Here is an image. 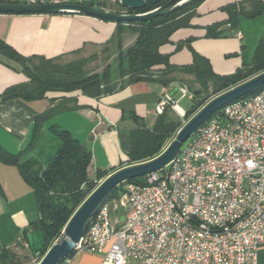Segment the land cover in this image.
I'll list each match as a JSON object with an SVG mask.
<instances>
[{
	"label": "crops",
	"instance_id": "obj_1",
	"mask_svg": "<svg viewBox=\"0 0 264 264\" xmlns=\"http://www.w3.org/2000/svg\"><path fill=\"white\" fill-rule=\"evenodd\" d=\"M247 1L202 0L195 7L190 25L173 32L170 41L161 46V51L170 55V62L174 65L190 64L193 51H196L207 57L214 71L222 75L250 64L264 36V13L255 17L239 14L236 24H233L225 9L227 5ZM113 2L116 1L111 0V6L104 8L120 12L129 10L121 5L114 8ZM209 27H215L218 34L208 35ZM117 28L115 22L85 14L0 13V38L28 57L65 59L110 42ZM27 81L28 77L20 69L0 63V93L11 85ZM182 85L185 84L174 82L164 85L157 80H138L122 83L100 96L77 91L54 101L48 97L0 101V143L8 151L18 153L29 143L37 115L54 105L66 106L68 109L52 116L46 126L56 124L69 130L92 150L88 176L96 179L98 170L108 171L100 183L117 170L133 165L127 162L131 150L130 131L138 122L146 127L154 125L162 114L156 109L157 103L166 92L177 101L176 109L169 107L182 119L187 110L179 102L186 96L193 99L192 92L191 95H181ZM48 95L53 96L54 93L49 92ZM45 136L43 148L50 144L48 132ZM56 146L57 143L51 147ZM40 218L36 192L22 177L19 168L0 162L1 246L11 248L20 243L26 246L22 229L28 226L36 228ZM70 259V262L63 259L59 264H114L106 262L104 253L99 252H74ZM125 264L141 262L137 258H129ZM258 264H264V243L258 250Z\"/></svg>",
	"mask_w": 264,
	"mask_h": 264
},
{
	"label": "built area",
	"instance_id": "obj_2",
	"mask_svg": "<svg viewBox=\"0 0 264 264\" xmlns=\"http://www.w3.org/2000/svg\"><path fill=\"white\" fill-rule=\"evenodd\" d=\"M180 93L191 95L186 85ZM167 106L177 108L168 92L156 109ZM263 243L264 88L225 105L161 169L107 198L73 251L104 253L114 264H258Z\"/></svg>",
	"mask_w": 264,
	"mask_h": 264
},
{
	"label": "trees",
	"instance_id": "obj_3",
	"mask_svg": "<svg viewBox=\"0 0 264 264\" xmlns=\"http://www.w3.org/2000/svg\"><path fill=\"white\" fill-rule=\"evenodd\" d=\"M166 1L168 0H161L156 5L148 4L135 12L147 11ZM201 1L189 0L152 20L131 23L139 27L138 36L135 43L127 50L128 67L123 71V75H128V79L123 83L157 80L169 85L182 82L180 77L174 75L180 73L192 76L199 88L196 90L189 88L193 93V105L182 119L167 106L152 127H146L142 122L137 123V126L130 131L131 150L128 164L146 162L158 156L165 149L167 141L183 127V120L188 121L210 100V97L218 96L264 72V36L260 40L252 62L231 74L216 73L210 60L196 51H193V61L190 64L174 65L170 62V55L163 53L161 46L170 41L171 35L177 29L190 25L195 7ZM86 3L106 7L103 4H95L93 0ZM246 3L252 9L248 10L245 2L225 7L231 23L236 24L239 14L255 17L264 13V0H248ZM123 24L117 23L118 28L114 37L117 32H121ZM217 34L215 27L208 28V35ZM0 63L20 69L28 77L27 82L11 85L0 93L2 102L14 98L30 101L47 97L54 101L77 91L89 96H100L117 88L111 84L109 69L101 74H88L83 69L82 61L60 63L55 58L28 57L1 38ZM263 88L264 85L246 96L256 94ZM49 92L54 95L49 96ZM66 109H68L66 106L54 105L37 115L31 139L18 153L8 151L0 143V162L16 165L22 177L36 192L41 213L37 227H44L46 233V247L42 253L61 238L73 214L98 187L99 181L108 174V171L98 170L96 179H91L88 176V167L92 161V150L74 137L69 130L56 124L46 126L52 116ZM221 109L213 115L219 114ZM46 132L51 141L49 140L50 144L47 148H43L42 139L46 137ZM54 138L59 142L56 147H51ZM142 180L136 177L122 182L111 191L108 198L119 196L126 182H142ZM74 252L72 251L68 256ZM19 263L16 254L9 247L0 244V264Z\"/></svg>",
	"mask_w": 264,
	"mask_h": 264
},
{
	"label": "water",
	"instance_id": "obj_4",
	"mask_svg": "<svg viewBox=\"0 0 264 264\" xmlns=\"http://www.w3.org/2000/svg\"><path fill=\"white\" fill-rule=\"evenodd\" d=\"M129 9L120 12L89 3L41 4L25 1H0V13L31 14V13H76L95 16L115 23H134L149 21L162 16L189 0H168L152 9L135 12L148 4L156 5L161 0H115ZM264 85V72L230 88L207 102L177 132L171 143L155 158L146 162L133 164L117 170L104 179L98 187L79 206L66 225L63 236L51 245L38 264H58L74 249V246L85 234L90 219L96 215L100 205L108 198L111 191L128 179L143 177L161 169L179 152L182 145L193 132L213 114L225 105L242 98ZM22 236L26 246L34 257H39L46 247L44 227H25Z\"/></svg>",
	"mask_w": 264,
	"mask_h": 264
},
{
	"label": "rangeland",
	"instance_id": "obj_5",
	"mask_svg": "<svg viewBox=\"0 0 264 264\" xmlns=\"http://www.w3.org/2000/svg\"><path fill=\"white\" fill-rule=\"evenodd\" d=\"M20 1H24V0H20ZM110 2L111 0H94L95 4H103L106 7L111 6ZM113 4L112 5L114 6V8L117 9L120 8V3L118 1L113 2ZM245 6L248 10L252 9V7H250L249 4L245 3ZM138 28L139 27L136 24L124 23L121 32H117V35L110 42L103 44L101 46L92 47L86 51H81L76 54L69 55L65 59L59 60V62L69 63L72 61H82L83 69L88 74H93V73L101 74L106 69H109L111 73V84L117 87L121 85L123 82L127 81L128 79V75L125 76L123 75V71L128 67V63H127L128 59L126 55H127V50L135 43L137 39ZM174 75L180 77V79H182V83L187 85L189 88H192L194 90L199 88V85L196 83V81L192 76L187 74H180V73H174ZM177 93H179V91ZM214 97L216 96L210 97V100L213 99ZM179 104L182 105L186 110H188L193 105V99H191L190 96H186L184 97V100H181L179 102ZM175 136L176 133L173 135L171 139L167 141L166 146H168L171 143V141L174 139ZM58 142L59 140L54 138L52 145ZM140 178L143 179V177ZM123 218L124 217L122 216V219ZM10 249L12 252L16 254L17 259L20 261L19 264H38L48 250V249L45 250L44 253L41 252V255L39 257H34L31 254L28 247L24 246L21 243L19 245L11 247Z\"/></svg>",
	"mask_w": 264,
	"mask_h": 264
},
{
	"label": "bare ground",
	"instance_id": "obj_6",
	"mask_svg": "<svg viewBox=\"0 0 264 264\" xmlns=\"http://www.w3.org/2000/svg\"><path fill=\"white\" fill-rule=\"evenodd\" d=\"M180 112H182V111L180 110Z\"/></svg>",
	"mask_w": 264,
	"mask_h": 264
}]
</instances>
